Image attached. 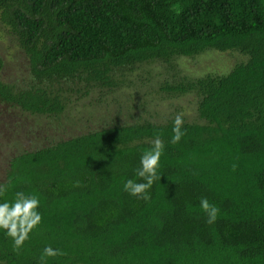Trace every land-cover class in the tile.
<instances>
[{"label": "trees", "instance_id": "16d2710c", "mask_svg": "<svg viewBox=\"0 0 264 264\" xmlns=\"http://www.w3.org/2000/svg\"><path fill=\"white\" fill-rule=\"evenodd\" d=\"M0 21L30 74L23 87L0 80V103L42 115L62 113L69 83L117 88L136 65L172 69L207 49L246 56L164 88L197 100L176 144L172 120L113 123L10 157L0 203L34 194L43 220L18 252L0 230V264H41L49 245L66 255L47 264H264V0H0ZM157 134L161 178L146 202L123 186Z\"/></svg>", "mask_w": 264, "mask_h": 264}, {"label": "rangeland", "instance_id": "374dc122", "mask_svg": "<svg viewBox=\"0 0 264 264\" xmlns=\"http://www.w3.org/2000/svg\"><path fill=\"white\" fill-rule=\"evenodd\" d=\"M246 56L236 51L207 49L192 56L175 57L173 67L155 60L125 70L123 84L117 88H92L82 93L80 84L70 83L63 94L65 107L58 115H42L20 111L0 103V182L8 160L22 151H30L53 142L98 129L102 126L149 121H174L184 113L185 122H197L196 98L164 90L182 78L204 74H224ZM0 80L23 87L29 81L27 58L0 21Z\"/></svg>", "mask_w": 264, "mask_h": 264}, {"label": "clouds", "instance_id": "9594fccd", "mask_svg": "<svg viewBox=\"0 0 264 264\" xmlns=\"http://www.w3.org/2000/svg\"><path fill=\"white\" fill-rule=\"evenodd\" d=\"M183 117L184 113L181 112L177 113L174 118L172 144L180 142L186 134L182 130ZM164 148V141L157 134L151 142V147L146 149L140 157L139 167L135 170L136 179H127L124 183L123 190L125 192L146 202L151 199L150 189L161 178L159 169ZM235 167L233 165V170ZM7 191L8 188L0 184V197H3ZM199 207L206 216V223L215 224L220 214L219 207L211 203L207 197L200 199ZM39 208V197L34 194L26 195L23 191L16 192L14 200L0 203V230H3L12 239L14 251L18 252L29 239L33 230L42 223L43 217L38 210ZM64 255H66L64 251L54 249L49 245L43 249L40 261L41 264H47L48 259Z\"/></svg>", "mask_w": 264, "mask_h": 264}]
</instances>
